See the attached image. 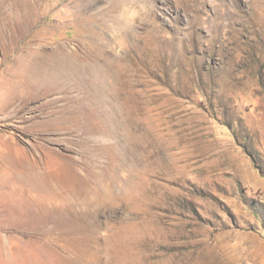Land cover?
<instances>
[{
    "label": "rangeland",
    "instance_id": "374dc122",
    "mask_svg": "<svg viewBox=\"0 0 264 264\" xmlns=\"http://www.w3.org/2000/svg\"><path fill=\"white\" fill-rule=\"evenodd\" d=\"M72 1L0 0V264H264V0L90 53Z\"/></svg>",
    "mask_w": 264,
    "mask_h": 264
},
{
    "label": "bare ground",
    "instance_id": "6f19581e",
    "mask_svg": "<svg viewBox=\"0 0 264 264\" xmlns=\"http://www.w3.org/2000/svg\"><path fill=\"white\" fill-rule=\"evenodd\" d=\"M48 0H34L35 5L44 7ZM161 0H73L67 5L68 14L75 16V22L83 25V42L75 46L85 53L110 49L109 36L114 31L125 34L135 46L141 44L143 33H152L155 28L154 15ZM173 2L174 0H167ZM176 1V0H175ZM193 11H198L201 0H184ZM132 9L141 12L136 22L127 17ZM156 9V10H155ZM150 14V16H149ZM228 17L229 15L226 14ZM156 17V16H155ZM224 17V14H223ZM231 17V16H229ZM221 18V17H220ZM35 31V30H34ZM81 39V38H80ZM74 45V44H73ZM61 51L73 49L64 44L58 47ZM112 64L109 66V72ZM116 74V71L114 72Z\"/></svg>",
    "mask_w": 264,
    "mask_h": 264
},
{
    "label": "trees",
    "instance_id": "16d2710c",
    "mask_svg": "<svg viewBox=\"0 0 264 264\" xmlns=\"http://www.w3.org/2000/svg\"><path fill=\"white\" fill-rule=\"evenodd\" d=\"M248 154L251 156V158L253 159L254 163L257 164L255 156H253L250 152H248Z\"/></svg>",
    "mask_w": 264,
    "mask_h": 264
}]
</instances>
